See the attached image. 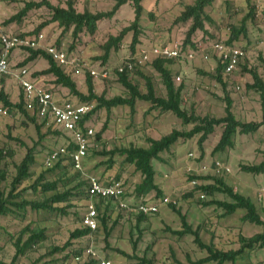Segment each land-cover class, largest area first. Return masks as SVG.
<instances>
[{"label": "rangeland", "instance_id": "1", "mask_svg": "<svg viewBox=\"0 0 264 264\" xmlns=\"http://www.w3.org/2000/svg\"><path fill=\"white\" fill-rule=\"evenodd\" d=\"M30 0H2L0 7V20L6 21L15 14L25 2ZM39 2L41 0H32ZM54 6H65L67 0H47ZM78 12L88 10L92 13L107 12L114 5L113 0H72ZM195 0H143L140 18L142 34L141 45L144 47L160 46L172 42L183 43L191 21L187 23H175L176 18L187 5ZM12 7L11 10H8ZM249 7H252L254 16L248 17ZM1 11L4 14L1 16ZM210 20L204 23V30L197 31L193 41L214 42L222 40L226 42L230 37V28H239L245 20L246 36L240 35L234 45L246 50V58L240 63L237 72L231 77L222 74L221 83L218 82L215 73V55L208 58L195 55L191 60H176L170 66L174 85H183L181 95V108L199 117L221 118L224 116L225 97L232 102V112L235 118L241 122H260L261 109L259 94L250 89L253 83L250 72L258 73L264 82V0H215L211 6L205 9ZM152 15V16H151ZM50 18V12L46 7L29 11L21 24L4 25L7 33L27 34L31 33ZM134 19V11L130 4L124 5L111 19L98 23L97 31L91 35L82 33L78 40L73 39L71 32L61 37V29L57 24H48L41 29L50 43L60 38L66 48L72 54H78L90 66L99 67L103 54L102 46L112 35L116 36L120 30L129 26ZM131 32L128 33L117 51L110 54L106 63L110 70L127 56L130 55ZM210 44V43H209ZM18 52L26 56V51L14 50L12 55ZM21 56V55H20ZM20 58V57H19ZM16 59L13 68L22 66V59ZM42 59V58H41ZM47 62L42 59L32 71L34 74L42 71ZM140 72L150 78L155 95L165 97L166 91L159 73L151 63L143 66ZM86 73L80 76H72L77 89L86 93ZM38 83L50 89L59 98L70 99L78 102L76 97L70 95L68 90L53 84L52 76H36ZM179 77V81L176 80ZM132 84L136 85L139 92L145 93V79L137 73L129 76ZM95 94L103 95L106 99L113 97H128L126 89L118 82L115 73L111 72L109 79L92 80ZM224 83L225 86L222 85ZM239 86L240 90L235 88ZM150 104L136 100L133 112L127 106L112 108L109 112L100 109L95 112L86 125L98 134L107 121V129L101 134L99 140L96 137L91 142L87 158L83 161V171L78 172L72 167L67 169L66 177L70 183L63 185L66 179L58 183L57 191L71 190V197L62 203L55 204L58 208H66V214L50 211H33L26 208L23 212L17 211L6 217H0V262L10 264L16 252V244L22 246L31 233L41 230L44 239L35 245H31L25 252L18 256L13 264H82V261L74 259V253L86 247L90 241L100 258L111 264H139L141 259L150 261L151 264H176L177 261L186 263L188 259L196 260L205 256L195 245L191 235L179 237L174 234L181 230L180 217L173 211V206L193 230L198 229L201 240L204 243H212L221 250H235L240 246L239 238H249L262 231L248 222L243 221L244 210H237L233 214H227L224 208L218 205H206L208 202L230 203L231 199L224 193L210 195L206 192L195 190L190 184V174L187 168L198 170L201 165L208 167L214 161H219L230 168V173L213 175L211 171L200 176H214L221 179L245 197L250 198L260 216L264 219V173L252 175L243 172L241 166L257 165L263 161L264 153V126L253 134H237L234 138V146L224 151L214 152L213 149L219 141L222 127H215L208 139L203 143L202 150L198 146L199 135L190 139H180L169 150L160 154L162 161H152L156 171V182L162 189V197L155 199L154 194L147 197L148 203L158 205V211L153 215L143 216L132 211L118 210L113 203L93 200L99 209L101 216L106 218L105 229L100 218L98 229L89 235L72 241V246L65 251L53 252L57 247L63 246L71 232L81 228V218L85 214V207L89 199L84 194L83 184L86 176H95L100 180L110 178L120 180L123 183L126 195L125 200L131 208L142 201L134 194V188L140 182L141 176L136 173L133 166L125 163L124 158L109 152L121 148L148 147L149 138L159 139L173 130L188 132L193 128L191 124H183L169 112H161L158 109H150ZM42 128L44 138H38L35 125L20 111H9V116L1 119L0 129V169L5 174L1 183L2 190L6 193L11 188V182L16 174V166L23 159L29 148H34L35 163L30 168V177L17 189L20 192V200L41 201L45 197L54 194L53 191L42 195L34 193L29 186L38 175L45 174L47 181L58 179L60 170L47 172L42 165L44 156L52 149L65 145L68 141L65 135H55L46 132ZM193 157H189V154ZM112 159L114 164L107 168V161ZM213 184V180H206L198 184ZM197 186V185H196ZM166 200V201H165ZM107 231V244L105 236ZM236 264H264V248L256 247L237 261Z\"/></svg>", "mask_w": 264, "mask_h": 264}, {"label": "trees", "instance_id": "2", "mask_svg": "<svg viewBox=\"0 0 264 264\" xmlns=\"http://www.w3.org/2000/svg\"><path fill=\"white\" fill-rule=\"evenodd\" d=\"M114 5L111 10L107 12H97L92 13L88 10H84L83 12H78L75 8V3L72 0H67L65 6H54L47 0H41L39 2H34L32 0L27 1L24 5L12 16H10L6 21L2 22V25H10V24H21V22L26 18L27 14L31 10L40 9L41 7H46L50 12V18L48 21H45L39 28L34 30L31 33L20 34L21 36L25 35H33L37 34L41 31L43 27L48 24L55 23L58 28L61 29V37L71 32L73 39L78 40L79 36L87 32L93 35L97 31L98 23L102 20L111 19L115 16L117 12L126 4H130L134 11V19L129 26L122 28L118 35L110 36L102 46L103 54L99 58L102 60V63L99 66H107V62L109 56L112 52L117 51L123 41L124 37L128 33L131 34V42H130V56L133 55L141 45L140 37L142 34V29L140 27V18L142 15L143 7L141 2L143 0H113ZM215 0H195L193 4L187 5L182 13L176 18L175 23H187L191 21V25L186 32L185 39L183 42V47L186 48L187 45L193 47L192 37L197 31L204 30V23L209 21L210 18L206 14L205 9L208 6H211ZM247 4H249V0H245ZM152 16V15H151ZM254 13L252 11V7H249L248 17H253ZM230 37L225 42L226 45H234V42L239 40L240 35L246 36V26L245 20L241 24L239 28L231 27L230 28ZM56 43H60V38L56 40ZM74 44L72 43L70 48L72 49ZM245 50V49H244ZM27 52L26 59L22 62V66L26 65L28 62L33 61L37 58H42L47 62V68L37 72L34 75L36 76H52L53 84L55 86L64 88L68 90L71 96L76 97L78 103H95V107L93 111L86 116L82 122L80 127H84L91 116L100 109H105L109 112L112 108L118 106H127L133 112L134 104L136 100L144 101L149 103L150 109H158L161 112H169L174 115L176 118L180 119L183 124H191L193 128L188 132H180L177 130L171 131L169 134L162 136L159 139L149 138L147 140L148 147H129V148H121L118 150H114L109 152L111 156L118 154L119 156L124 158L125 163L133 166L136 173H139L141 176V180L136 184L134 188V194L142 199L143 203L150 202L147 200V197L151 194H154L155 199L162 197V189L156 182V171L153 168L152 161H162L160 154L164 151L169 150L174 144H176L180 139H190L195 135H199L198 138V146L199 149L202 150L203 143L208 139L209 135H211L214 131L215 127H222V132L219 138L218 143L214 147V152L224 151L226 149L232 148L234 146V138L239 134L248 135L253 134L258 131V129L264 126V82L260 79L259 75L255 71H251L250 75L253 80V83L250 85V89L255 90L259 94V102L261 109V121L256 122H241L238 121L233 112H232V102L226 96L225 99V109L224 116L221 118L214 117H199L194 115V113L188 114L187 111L181 108V95L183 91V85L175 86L173 82V76L171 73L170 66L174 59L164 60V59H156L151 62L153 68L159 73L163 86L166 91L165 97H158L155 95L153 84L150 78L144 76L140 70L137 69L132 73H119L115 74L117 76L118 82L126 89L129 96L128 97H113L111 99L104 98L103 95H97L93 89V82L91 77L86 75V93H83L77 89L76 82L72 78V73L69 70L62 68L57 65L44 51L42 50H25ZM246 51V50H245ZM178 61V60H177ZM264 63V59L262 60ZM223 65L219 60H216V80L218 82L221 81V76L223 74ZM133 73H137L142 78L145 79L146 92H139L136 85L132 84L129 80V76ZM223 86L224 83H222ZM0 102L8 109V111L18 110L23 113L34 125L36 128V132L38 138L42 140L44 138V134H42L41 130L44 128L42 123H39L36 117L29 112H27L24 108L23 97L21 94V99L18 103H11L8 97L0 91ZM107 129V121L103 125V128L98 134L94 135L97 140L100 139L101 134ZM48 133H52L58 136H63L61 132L57 130H53L48 128ZM74 149L73 145L69 146V150L72 151ZM264 156V153H263ZM1 159V153H0ZM35 163L34 156V148H29L23 159L16 166V174L12 179L11 188L8 192H4L1 188V183L5 179L4 172L0 169V217H6L8 215L14 214L17 211L23 212L26 208H30L33 211H50V212H60L61 214H66V208H58L54 206L55 204L62 203L67 201L71 195V190H64L62 192L57 191L58 183L62 179H66L63 185H68L70 183L69 178L66 177L67 169L72 167L69 159L62 158L58 163H56L52 168L46 169L47 172H53L55 170H60V175H58V179L49 182L45 178V172L38 175V177L34 180V182L29 186V189L32 192L37 193L40 192L42 195H45L47 192L53 191L54 194L50 197H45L41 201H29V200H20L17 199L20 197V192H17V189L22 185V183L30 177V168ZM113 160L109 159L107 161V168L111 169L113 167ZM240 169L252 175H260L264 173V158L263 161L257 165L250 166H241ZM78 174V172H77ZM190 180L196 179L197 181L205 182L206 180H213V184H198L194 187L195 190L199 192H206L210 195L214 193H224L230 199V203H220V202H208L206 205H218L226 211L227 214H233L237 210H244L245 214L242 217L243 221L248 222L257 227H261L262 231L254 234L253 236L245 239L240 237L239 242L240 246L235 250H221L218 249L212 243H204L199 235V230H193L191 226L186 222V219L183 215H181L179 210H176L173 206V211L180 217L181 220V230L175 231L174 234L179 237H183L185 235H191L193 237V241L195 245L199 248L200 251L204 252L205 256L196 260L188 259L186 263H182L177 261L176 264H236L239 259H241L244 254L252 251L256 247L264 248V219L260 216L257 211V208L254 202L237 192H234L231 187L226 185L221 179H217L214 176H190ZM85 184V186H84ZM84 186V194L88 198L86 189H87V181L83 182V184L77 185V187ZM89 199V198H88ZM100 202L112 203L111 201H103ZM98 212V223L99 218L104 226L106 224V218L101 216L99 213L98 207H96ZM144 215L139 216V220L142 219ZM98 229V228H97ZM89 230L83 228L75 229L70 233L67 242L61 246L57 247L53 250V252L65 251L67 248L72 246V241L77 240L79 238L85 237L89 235ZM109 232L107 231L105 236V242L107 244V237ZM44 239L43 232L41 230H36L31 233V236L28 240L22 244V246H18L19 240L16 244V252L13 256L12 262L13 264L19 255L23 254L26 249L30 248L31 245H35L38 242ZM74 253V259L81 254V251ZM0 264H4L0 262ZM82 264H95V261H85ZM139 264H151L150 261L141 259Z\"/></svg>", "mask_w": 264, "mask_h": 264}, {"label": "built area", "instance_id": "3", "mask_svg": "<svg viewBox=\"0 0 264 264\" xmlns=\"http://www.w3.org/2000/svg\"><path fill=\"white\" fill-rule=\"evenodd\" d=\"M2 0H0V7ZM193 47L187 45L183 47V43L172 42L160 46L144 47L139 45L133 55L123 59L114 70H110L108 66L92 67L88 65L78 54H72L64 43H50L48 38L42 32L33 35L21 36L20 34L7 33L0 20V79L12 75L20 87L23 97L24 108L27 112L34 115L39 123H42L45 129L51 128L57 130L67 136L68 141L56 149L50 150L43 158L42 165L44 169L52 168L62 158H68L72 169L83 171L82 164L89 153L91 142L94 139V131L92 128L84 124L81 126L82 120L88 116L94 109L95 103H78L70 99H63L55 96L53 92L38 84L31 78L26 68H19L15 73H11L10 56L14 50L25 51L42 50L57 65L69 70L73 76H80L86 73L92 80L109 79L111 72L115 74L127 72L132 73L137 69H142L147 63H151L156 59L164 60H191L195 55L200 54L203 58L215 55L217 60L223 65V75L231 77L234 75L241 62L246 58V51L237 45H226L224 41L218 40L214 42L193 41ZM210 43V44H209ZM179 77L176 80L179 81ZM236 90H240L237 86ZM9 116L8 109L0 102V129L1 119ZM73 145L74 149L69 150V146ZM189 157H193L190 153ZM211 171L213 175L222 173H230L229 166L214 161L210 167L201 165L198 170L187 168V172L191 176ZM87 189L86 193L89 201L85 207V214L81 218L83 228L89 230V239L91 234L98 228V212L95 208L93 200L111 201L118 210L132 211L140 215H153L158 211V205L153 203L138 202L134 208H131L125 200V189L120 180L110 178L108 180H100L95 176H86ZM192 186L198 185L196 179L190 181ZM166 201V200H165ZM76 261H95V264H111L97 256L92 241L84 247L81 254L75 258Z\"/></svg>", "mask_w": 264, "mask_h": 264}, {"label": "crops", "instance_id": "4", "mask_svg": "<svg viewBox=\"0 0 264 264\" xmlns=\"http://www.w3.org/2000/svg\"><path fill=\"white\" fill-rule=\"evenodd\" d=\"M11 8L12 7H9L8 10H11ZM3 14H4V12L1 11V16ZM27 56H28L27 54H26V56H24L23 54H20V52H18L17 55L16 54L15 55L11 54V56H10L11 73L14 74L15 71L17 69H19V68H26L28 70L29 74L31 75V78L33 80L37 81V83H38L39 79L37 77H34V75H33L34 73L32 71H39L36 68L39 66V63L42 60L41 58H37V59H35L33 61H30L26 65H24L23 67L13 68L14 60H16V59H18L20 57L19 59H22V61H24ZM46 68H47V65L45 67H43L42 70H44ZM38 84H40V83H38ZM62 89H64V88H62ZM0 91H3V93L8 97L9 101L11 103H13V104L18 103L20 101V99H21L20 87H19V85L17 83V80L12 75H9V76H6V77L0 79Z\"/></svg>", "mask_w": 264, "mask_h": 264}]
</instances>
